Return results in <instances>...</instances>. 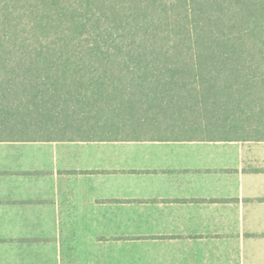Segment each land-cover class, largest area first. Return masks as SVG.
Returning a JSON list of instances; mask_svg holds the SVG:
<instances>
[{
  "label": "trees",
  "instance_id": "16d2710c",
  "mask_svg": "<svg viewBox=\"0 0 264 264\" xmlns=\"http://www.w3.org/2000/svg\"><path fill=\"white\" fill-rule=\"evenodd\" d=\"M264 140V0H0V141Z\"/></svg>",
  "mask_w": 264,
  "mask_h": 264
},
{
  "label": "crops",
  "instance_id": "0c3cea01",
  "mask_svg": "<svg viewBox=\"0 0 264 264\" xmlns=\"http://www.w3.org/2000/svg\"><path fill=\"white\" fill-rule=\"evenodd\" d=\"M0 264H264V140L0 141Z\"/></svg>",
  "mask_w": 264,
  "mask_h": 264
}]
</instances>
